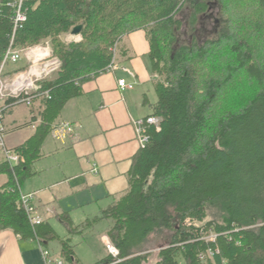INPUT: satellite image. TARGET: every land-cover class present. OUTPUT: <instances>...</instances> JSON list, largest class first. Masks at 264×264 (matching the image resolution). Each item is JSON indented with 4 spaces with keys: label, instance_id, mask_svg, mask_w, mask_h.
Here are the masks:
<instances>
[{
    "label": "trees",
    "instance_id": "16d2710c",
    "mask_svg": "<svg viewBox=\"0 0 264 264\" xmlns=\"http://www.w3.org/2000/svg\"><path fill=\"white\" fill-rule=\"evenodd\" d=\"M212 2L217 37L177 47L185 6L195 34ZM23 10L15 30L12 0H0V64L11 46L48 41L62 67L32 94V106L40 100L45 109L35 134L15 149L25 162L0 163L8 179L0 187V228L49 251L58 241L67 264H82L71 237L102 222L118 256L96 264H149L152 241L166 233L155 264H264V0H25ZM79 26L82 40L66 42ZM137 31L149 43L158 98L148 117L159 123L132 159L128 190L80 225L58 215L69 237L45 219L33 226L20 195L53 123L86 83L114 69L116 46L119 54L124 37ZM27 66L6 68L4 76ZM19 104L22 97L7 98L5 117Z\"/></svg>",
    "mask_w": 264,
    "mask_h": 264
},
{
    "label": "crops",
    "instance_id": "0c3cea01",
    "mask_svg": "<svg viewBox=\"0 0 264 264\" xmlns=\"http://www.w3.org/2000/svg\"><path fill=\"white\" fill-rule=\"evenodd\" d=\"M120 47L121 51L115 61L116 67L86 83L82 87V95L70 100L64 106L53 123L52 131L44 141L41 158L32 168L33 176L28 180L45 172H40L38 169V165L43 160L48 156L57 155L58 158L68 159L63 164L67 167L66 171L72 172L71 170L75 169L79 172L78 177H71V181H66V183L70 182V185L56 182L51 186L64 187L59 196L54 195L53 189L43 190V186L32 192L36 194L39 212L51 226L52 216L70 214L69 211L58 213L59 206L55 208V203L52 205V202L54 200L57 202L60 196L88 192L89 199L83 201L82 206L86 202L100 208L102 205L109 206L115 198L128 190V174L132 159L141 149L134 122L152 115L151 105L156 104L158 98H150L145 93L146 90L149 91L150 83L154 82L149 67V43L145 32L137 31L127 35ZM122 78H126L130 83H136L135 89L121 91L118 81ZM44 109V104L37 100L31 108L19 104L6 115L8 148L15 150L35 134L42 122ZM66 124L75 126L72 134L61 128ZM29 128L33 130L31 136L24 138L19 135ZM58 165H60L59 161ZM60 170L63 171V167ZM7 182V177L1 175L0 187ZM72 182L80 183L72 186ZM38 197L39 201H37ZM53 243L57 245L59 255H55L51 246ZM49 249L53 260H62L58 241L49 243ZM0 264H45V262L37 242L22 240L12 230L0 228Z\"/></svg>",
    "mask_w": 264,
    "mask_h": 264
},
{
    "label": "rangeland",
    "instance_id": "374dc122",
    "mask_svg": "<svg viewBox=\"0 0 264 264\" xmlns=\"http://www.w3.org/2000/svg\"><path fill=\"white\" fill-rule=\"evenodd\" d=\"M219 14H220L219 6L217 5V3L212 2L211 7L207 11V13L203 14L200 17L199 23L196 26L195 34H193L190 32V26H189L191 8L188 5L185 6V8L178 16V18L181 19V21L183 22V26L182 29L177 33V37H178L177 47L184 44H191L193 37H195L199 43H204L208 39L216 38L220 26ZM80 37H81L80 35L77 38V36L73 37L72 34H68L66 35V37L64 36V40L66 42H70V41L80 42L82 40V37L81 39H79ZM46 44H50V43L47 41L43 45ZM26 64H27L26 61L22 60L18 65H13V66L9 65L7 69H9L11 66L9 70L12 69L14 70L15 68L24 67ZM28 68L29 65L25 70H27ZM53 75L47 77L46 79H49ZM9 76L12 75H7L6 77L9 78ZM150 84L151 85L149 87V91L146 90L145 93L150 98H157L153 83ZM153 100L154 99H151V101ZM22 105L24 104L22 103ZM24 106L27 108H31L26 105ZM32 132H33L32 128H29L20 132L19 135L21 137L28 138L29 136H31ZM67 160L68 159H65L64 157L58 158L57 155L48 156V158L43 160L41 164L38 165L39 171L40 172L45 171V172H43L42 174H40L39 176L33 179L27 180L22 188L23 193H32L34 190L39 189L43 186V190L53 189L55 193L54 195L59 196L58 194H60L61 189L64 187L54 186L53 188L51 186L56 182H63V185L66 184L70 185L69 184L70 182L66 183V181H71V177L72 178L78 177L79 175V172L75 169L71 170L72 172L66 171L67 167L64 166L63 164ZM58 161L60 162V165H58ZM62 167H63V171L60 170V168ZM79 183L80 182H72V186H76ZM88 195H89L88 192L85 193L78 192V193H74L73 195L60 196L57 202H55V200L52 202V205H54L55 203V208L59 206L58 213H61V211L64 212L69 211L70 216L73 219L74 223L76 225H79L80 223H83L85 221L87 222L88 220H93L95 217L100 216L102 208L106 207L102 205L100 206V208H98L97 205L88 204L86 202H84L85 204L84 206H82L83 201H87L89 199ZM37 201H39V197ZM79 205H81V207ZM50 221L53 228L56 230L57 234L61 238H66L71 236L69 234L67 227L61 223V221L56 217V215L54 217L52 216ZM107 229H108V223L102 222L100 224L95 225V227L93 228L86 227L84 229L83 235L76 234L71 237L72 245L74 246L76 257L82 264H96L98 261H100L101 259L107 256L108 252L105 247V242L109 241L105 237ZM167 239H168V234L166 233L164 236H160L158 239L152 241V245L150 246V248L153 251V255L151 258V262L149 264H155L157 260V252L160 250V248H162L163 246H165V244L168 243ZM51 246L53 247L56 253L55 255H59V249L57 245L53 243Z\"/></svg>",
    "mask_w": 264,
    "mask_h": 264
},
{
    "label": "built area",
    "instance_id": "2783aa9c",
    "mask_svg": "<svg viewBox=\"0 0 264 264\" xmlns=\"http://www.w3.org/2000/svg\"><path fill=\"white\" fill-rule=\"evenodd\" d=\"M24 1L25 0H12V7L15 9L13 17L15 30L26 20L25 12L23 10ZM78 37L79 35H77V38ZM79 39H81V37ZM117 53L116 46V56ZM22 60H25L29 65L27 70L15 73L12 76H9V78L4 76L8 65L19 64ZM61 67V60L54 56L49 44L23 50L11 46L7 50L3 62L0 64V107H2L0 108V163L2 161H7L13 166L25 162V159L21 157L19 153L7 147V130L5 128L4 111L8 107L4 105L5 100L7 98L22 97V103L31 107L34 99L32 94L38 90L40 82L57 73ZM115 67L116 66H114V68ZM126 71L134 77L130 71ZM118 85L121 91H126L134 90L136 83H130L126 78H122L118 81ZM158 123L159 119L156 117L138 119L134 122L136 134L141 147L145 146L150 140L148 134L149 126H158ZM61 128L69 134H72L75 131V126L71 124L63 125ZM20 204L28 215L30 223L33 226L43 223L44 218L39 213L35 193H23L22 191L20 195ZM105 245L106 250L110 255L114 257L118 256L117 249L109 241H106ZM40 250L45 264H67L63 260H53L52 254L49 250H45L42 247H40Z\"/></svg>",
    "mask_w": 264,
    "mask_h": 264
},
{
    "label": "water",
    "instance_id": "95a60500",
    "mask_svg": "<svg viewBox=\"0 0 264 264\" xmlns=\"http://www.w3.org/2000/svg\"><path fill=\"white\" fill-rule=\"evenodd\" d=\"M81 30H82V27L81 26H79V27H76L73 31H72V35L73 36H77V35H80V33H81Z\"/></svg>",
    "mask_w": 264,
    "mask_h": 264
}]
</instances>
